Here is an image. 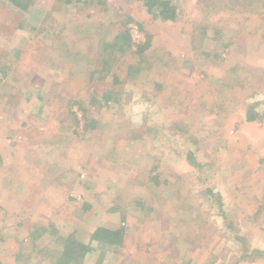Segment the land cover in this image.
<instances>
[{"label":"rangeland","instance_id":"rangeland-1","mask_svg":"<svg viewBox=\"0 0 264 264\" xmlns=\"http://www.w3.org/2000/svg\"><path fill=\"white\" fill-rule=\"evenodd\" d=\"M170 1L0 0V264H264V0Z\"/></svg>","mask_w":264,"mask_h":264},{"label":"trees","instance_id":"trees-1","mask_svg":"<svg viewBox=\"0 0 264 264\" xmlns=\"http://www.w3.org/2000/svg\"><path fill=\"white\" fill-rule=\"evenodd\" d=\"M17 2V0H13ZM148 5L154 9L157 8L158 16L164 20H174L176 17V10L174 5L171 4L170 0H147ZM132 45V37L130 33L126 30L123 32L120 37H118L115 43H106L105 52L112 54L116 50L125 51L130 48ZM147 43L139 44L138 51L143 52L147 47ZM110 98V97H109ZM84 111V116H85ZM249 120L261 119V115L249 111L247 114ZM93 121V120H92ZM74 234H70L67 237H64L63 240V250L57 255V264H74L82 258H85L88 251V246L81 242V239H76ZM124 231L123 227L112 228V227H98L95 229L92 238L98 242H104L112 245L121 244L123 241Z\"/></svg>","mask_w":264,"mask_h":264}]
</instances>
